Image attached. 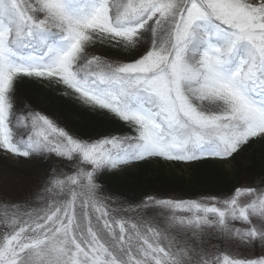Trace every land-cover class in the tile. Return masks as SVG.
<instances>
[{"label":"snow or ice","instance_id":"1","mask_svg":"<svg viewBox=\"0 0 264 264\" xmlns=\"http://www.w3.org/2000/svg\"><path fill=\"white\" fill-rule=\"evenodd\" d=\"M0 207V264H264V0H0Z\"/></svg>","mask_w":264,"mask_h":264},{"label":"trees","instance_id":"2","mask_svg":"<svg viewBox=\"0 0 264 264\" xmlns=\"http://www.w3.org/2000/svg\"><path fill=\"white\" fill-rule=\"evenodd\" d=\"M21 90H26L30 94H32V89H30L28 86H22ZM59 111L61 115V122L66 120L74 125L80 123L77 120V116L82 115L81 113L69 112L63 107H61ZM109 127L117 131H127V129L123 128V126L118 122L109 124ZM117 184L120 187L133 189L137 192L152 190L162 195L174 193L184 197L195 196L198 192L204 190H223V186L220 184L209 185L208 183H206L203 175L197 172H193L191 178L186 179L184 177L168 175L159 169H152L150 167H145L139 172L131 174L128 180L118 181ZM3 210L4 209L0 207V213Z\"/></svg>","mask_w":264,"mask_h":264},{"label":"rangeland","instance_id":"3","mask_svg":"<svg viewBox=\"0 0 264 264\" xmlns=\"http://www.w3.org/2000/svg\"><path fill=\"white\" fill-rule=\"evenodd\" d=\"M20 96H21V98L22 99H24V98H27L28 100H33V96H32V94H30L28 91H26V90H21V93H20ZM3 212V211H2ZM1 212V213H2Z\"/></svg>","mask_w":264,"mask_h":264}]
</instances>
